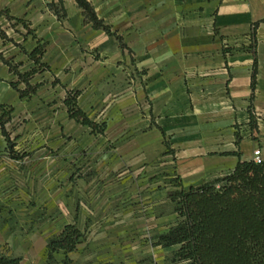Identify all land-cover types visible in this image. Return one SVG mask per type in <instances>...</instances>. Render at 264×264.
<instances>
[{
	"label": "crops",
	"instance_id": "1",
	"mask_svg": "<svg viewBox=\"0 0 264 264\" xmlns=\"http://www.w3.org/2000/svg\"><path fill=\"white\" fill-rule=\"evenodd\" d=\"M52 1L0 0V11L33 30L14 41L28 51L38 39L47 42L43 62L50 67L36 77L44 82L36 93L21 98L11 85L15 75L0 60V104L13 106L6 134L0 124V244L21 264H49V240L74 223L83 237L68 256L74 262L95 256L88 208L75 202L43 208L55 182H68L67 190L58 187L67 197L79 190L76 181L88 182L90 196L100 198L95 209L105 207L102 219L105 198L125 180L123 166L135 168L138 179L140 165L155 158L141 157V150L164 147L165 140L186 189L230 173L235 152L251 161L261 148L264 159V0H89L120 39L87 23L76 0H63L62 18L48 7ZM12 44L0 37V52L26 68L27 54ZM71 90L102 131L69 117L64 99ZM87 147L82 174L76 153Z\"/></svg>",
	"mask_w": 264,
	"mask_h": 264
},
{
	"label": "trees",
	"instance_id": "2",
	"mask_svg": "<svg viewBox=\"0 0 264 264\" xmlns=\"http://www.w3.org/2000/svg\"><path fill=\"white\" fill-rule=\"evenodd\" d=\"M83 10L85 20L93 28L103 30L109 35L120 36L112 27L99 18L89 0H76ZM48 7L59 17L66 16L63 0H53ZM8 9L1 10L6 14ZM26 28L25 38L32 34L29 23L16 18ZM260 22H256L252 32L254 45L256 44V30ZM0 37L13 41L6 32L0 29ZM35 37V36H34ZM47 42L38 39L37 45L30 51L23 46L21 51L36 64L27 71H21L19 66L23 62L13 63L0 52V60L9 66L18 80H12L11 85L19 92L20 97L31 96L36 93L40 84L31 83L34 75L49 69L43 62ZM256 54V53H255ZM24 64V63H23ZM257 60L255 59L249 111L252 130L257 129L253 101L256 89ZM24 83L25 86H21ZM78 90L67 92L64 99L69 117L83 125H89L94 130L103 128L92 121L78 104ZM13 106L0 104V124L6 134L5 125L12 119ZM166 145L170 148V144ZM169 151H173L169 149ZM239 160L235 168L228 174L206 181L198 186L186 189L179 175L170 182L174 183V190L169 192L170 199L175 204L174 213L177 220L168 230L157 236L155 245L178 248L173 252L169 261L173 264H264V162L253 160L244 161L240 152H235ZM83 233L76 224H67L62 232L49 240L47 244V261L55 264L54 254L63 252L64 263L71 264L68 253L77 249ZM0 264H21L20 257L8 255L0 244Z\"/></svg>",
	"mask_w": 264,
	"mask_h": 264
},
{
	"label": "rangeland",
	"instance_id": "3",
	"mask_svg": "<svg viewBox=\"0 0 264 264\" xmlns=\"http://www.w3.org/2000/svg\"><path fill=\"white\" fill-rule=\"evenodd\" d=\"M9 16L11 15L9 14ZM11 17L0 14V29L6 32L9 38L13 39V41H7L19 47L22 45L14 41V36L17 40L22 37L25 38L24 34L27 31L20 22L16 21L17 17ZM26 58L30 65L24 68L23 62L19 66L22 71H27L36 66L28 56ZM10 59L14 62V57ZM47 70L36 73L32 82L35 81L34 84H38L36 77ZM14 78V80H18V76H14ZM39 84L38 89L44 82ZM52 84L55 86V78ZM21 86H25V84L22 83ZM51 105H55V98L53 101H49L48 106ZM47 134L45 132V139ZM86 141H89V137L83 140V142ZM164 142V147L146 151L141 150V157L147 159L148 156L150 158L154 156L155 158L151 159L150 164L140 165L138 179L135 168L131 170V166H123L120 178L124 177L125 180L118 183L119 189L117 192H113L105 198L108 204L106 208L109 209L102 219H100L99 213H103L102 209L105 207H102L101 210L95 209L94 205L100 203V198L90 196V189H85L88 182L85 184L83 180L76 181L79 190H76L75 196L71 197L60 195L62 191L58 190V187H66L64 189L67 190L68 182H55V193L43 198V208H72V204L75 202L77 208H88L86 211L88 216H91L95 221L94 223L90 222L91 226L93 224L95 227L91 228L87 234V237L90 235L92 238L91 253L95 256L90 257L91 259H88V261L78 259L79 261L76 262L68 256L71 264H173L169 261V258L178 246L162 247L155 245L157 236L166 232L169 226L177 220V215L174 213L175 204L170 199L169 192L175 189L174 183L170 181L178 174L173 164V160L175 161L174 150L166 145V140ZM169 149L173 151H169ZM82 150L88 152L89 148L77 150L76 169L77 171L81 170V173L84 174L83 172L86 170L84 159L87 155ZM126 179L128 180L126 181ZM133 184L134 188L130 191ZM137 184L139 185L138 191ZM91 210L93 213L90 212ZM58 253L54 254L55 264H65L64 258L60 263L58 258L61 254ZM105 256H107V261H105Z\"/></svg>",
	"mask_w": 264,
	"mask_h": 264
},
{
	"label": "built area",
	"instance_id": "4",
	"mask_svg": "<svg viewBox=\"0 0 264 264\" xmlns=\"http://www.w3.org/2000/svg\"><path fill=\"white\" fill-rule=\"evenodd\" d=\"M252 160L256 163H262L264 162V159L262 157V150L261 148H257L253 151V158Z\"/></svg>",
	"mask_w": 264,
	"mask_h": 264
}]
</instances>
